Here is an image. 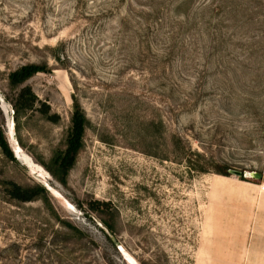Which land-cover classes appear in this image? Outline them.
<instances>
[{
    "label": "rangeland",
    "instance_id": "1",
    "mask_svg": "<svg viewBox=\"0 0 264 264\" xmlns=\"http://www.w3.org/2000/svg\"><path fill=\"white\" fill-rule=\"evenodd\" d=\"M0 264H264V0H0Z\"/></svg>",
    "mask_w": 264,
    "mask_h": 264
},
{
    "label": "trees",
    "instance_id": "2",
    "mask_svg": "<svg viewBox=\"0 0 264 264\" xmlns=\"http://www.w3.org/2000/svg\"><path fill=\"white\" fill-rule=\"evenodd\" d=\"M249 2H251V0H249ZM214 5L216 8L218 7L217 9L222 11L221 5H217V4ZM223 8H225L224 3H223ZM225 11L226 10H223L224 14ZM26 69L28 71H24ZM38 70H41V68L33 67V65H27V67L25 66L22 69H20L19 72L17 71L11 74L10 81L13 85L14 83L16 85L17 82H19L20 80L24 79L31 73L36 72ZM73 101H74L75 111L77 113L75 114V117H73L72 119V130L67 138L68 141L67 148L65 149L63 155H61L62 153L58 154V158L60 159V164H63L65 160H67V162L65 163L67 165L73 161L74 156L80 147L79 146L80 140L84 130V120L86 119L85 116H83V111L79 103L77 102V98L74 95H73ZM38 103L39 100L37 96L34 94L31 87L28 85H24L19 89L15 101L13 103V107L15 108L14 112H17L18 114V112L20 111L37 110L42 115H44L49 121L56 122L59 119V115L57 113L50 112L49 105H47L44 102H40L38 106ZM2 145L4 146L5 149H7L5 142H2ZM227 169H228L227 167H224L222 170H217V171L224 175H229ZM197 170L202 172L207 171L204 168H197ZM7 184H8L7 192L9 193L10 197L22 202H28L34 200L39 195L40 193L39 190L41 189L39 186L23 187L14 181H8ZM100 207H103L102 210L105 211L111 207V203L109 201H103L98 199H95L89 203V208L93 211L100 210Z\"/></svg>",
    "mask_w": 264,
    "mask_h": 264
},
{
    "label": "bare ground",
    "instance_id": "3",
    "mask_svg": "<svg viewBox=\"0 0 264 264\" xmlns=\"http://www.w3.org/2000/svg\"><path fill=\"white\" fill-rule=\"evenodd\" d=\"M3 105V104H2ZM2 110H4V112H6V108L5 106L3 105L1 107ZM6 114V113H5ZM9 118V117H8ZM8 123L10 124V122L8 121ZM14 142V141H13ZM14 150H15V153L19 159V161L21 163H23L27 168H29V170H31L33 173H36V172H39V176L41 177V173L39 171V169L34 165V163L32 162V160L20 149L19 145L17 143L14 142ZM31 173V172H30ZM248 175H251L249 172H248ZM35 176V175H34ZM45 181V180H43ZM50 188V187H49ZM52 190V188H50ZM49 190V189H48ZM121 250H122V253L126 256V253L124 251V249L120 246ZM127 258V256H126Z\"/></svg>",
    "mask_w": 264,
    "mask_h": 264
},
{
    "label": "water",
    "instance_id": "4",
    "mask_svg": "<svg viewBox=\"0 0 264 264\" xmlns=\"http://www.w3.org/2000/svg\"><path fill=\"white\" fill-rule=\"evenodd\" d=\"M249 171H242V170H236V169H228V173L229 174H234L240 178L244 177V178H256V179H260L261 178V174L257 173V172H249L251 175H248ZM48 189V188H47ZM118 249L120 252H122L120 246H118Z\"/></svg>",
    "mask_w": 264,
    "mask_h": 264
}]
</instances>
